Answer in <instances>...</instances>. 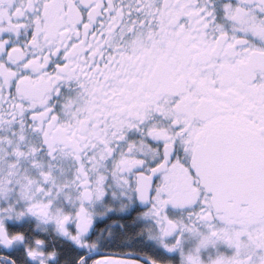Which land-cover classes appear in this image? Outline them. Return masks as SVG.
<instances>
[{
  "label": "snow or ice",
  "instance_id": "snow-or-ice-1",
  "mask_svg": "<svg viewBox=\"0 0 264 264\" xmlns=\"http://www.w3.org/2000/svg\"><path fill=\"white\" fill-rule=\"evenodd\" d=\"M0 264H264V0H0Z\"/></svg>",
  "mask_w": 264,
  "mask_h": 264
}]
</instances>
